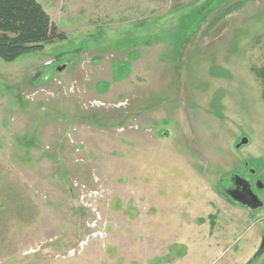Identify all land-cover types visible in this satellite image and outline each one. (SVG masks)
I'll use <instances>...</instances> for the list:
<instances>
[{
  "label": "rangeland",
  "instance_id": "374dc122",
  "mask_svg": "<svg viewBox=\"0 0 264 264\" xmlns=\"http://www.w3.org/2000/svg\"><path fill=\"white\" fill-rule=\"evenodd\" d=\"M38 1L66 39L0 59V264H239L264 0Z\"/></svg>",
  "mask_w": 264,
  "mask_h": 264
},
{
  "label": "trees",
  "instance_id": "16d2710c",
  "mask_svg": "<svg viewBox=\"0 0 264 264\" xmlns=\"http://www.w3.org/2000/svg\"><path fill=\"white\" fill-rule=\"evenodd\" d=\"M66 39L38 0H0V59L19 56Z\"/></svg>",
  "mask_w": 264,
  "mask_h": 264
},
{
  "label": "flooded vegetation",
  "instance_id": "af4514ba",
  "mask_svg": "<svg viewBox=\"0 0 264 264\" xmlns=\"http://www.w3.org/2000/svg\"><path fill=\"white\" fill-rule=\"evenodd\" d=\"M249 172L250 176L232 173L228 181L225 184H219V186L225 202L245 210L248 219H251L252 228L255 227L256 233L252 232L251 236L252 250L239 264H264V195L262 193L264 183L258 176L254 178L255 172L251 173V170ZM258 181L262 183L261 188L258 187ZM247 241L248 239L245 242ZM238 249V246L233 247L231 250L233 253L230 252L231 259H235Z\"/></svg>",
  "mask_w": 264,
  "mask_h": 264
},
{
  "label": "water",
  "instance_id": "95a60500",
  "mask_svg": "<svg viewBox=\"0 0 264 264\" xmlns=\"http://www.w3.org/2000/svg\"><path fill=\"white\" fill-rule=\"evenodd\" d=\"M65 66L64 65H62V66H59L58 68H57V70H62L63 68H64ZM248 143V138H246V137H242L241 138V140L235 145V147L236 148H238V147H240V146H242V145H245V144H247ZM253 171V170H252ZM258 183H259V188H261L262 187V183H261V181H258Z\"/></svg>",
  "mask_w": 264,
  "mask_h": 264
}]
</instances>
